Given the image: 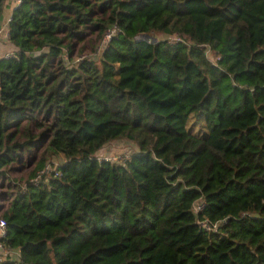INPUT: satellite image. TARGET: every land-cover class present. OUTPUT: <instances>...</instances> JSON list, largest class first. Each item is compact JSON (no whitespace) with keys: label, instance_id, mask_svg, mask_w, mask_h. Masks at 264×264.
Segmentation results:
<instances>
[{"label":"trees","instance_id":"16d2710c","mask_svg":"<svg viewBox=\"0 0 264 264\" xmlns=\"http://www.w3.org/2000/svg\"><path fill=\"white\" fill-rule=\"evenodd\" d=\"M8 39L0 264H264V0H22Z\"/></svg>","mask_w":264,"mask_h":264},{"label":"rangeland","instance_id":"374dc122","mask_svg":"<svg viewBox=\"0 0 264 264\" xmlns=\"http://www.w3.org/2000/svg\"><path fill=\"white\" fill-rule=\"evenodd\" d=\"M143 37V36H142ZM161 39H177V36H158ZM147 39L154 40L155 37L148 36ZM96 44V43H94ZM101 45L99 46V48ZM84 54L97 56L95 52H92L90 43L86 47ZM208 56L213 59V54L209 51ZM140 151V147L137 142L128 139H118L107 145L103 149L97 152V156L102 159H110L113 161H123L126 157H129L132 153ZM40 157V151L35 152L32 155H23L22 161L15 162L11 165V168L7 171L0 167V205H8V200H4L2 195L8 194L14 190L15 185H25L26 181L32 177V172L37 170V162ZM33 159V160H32ZM29 160H32L31 162ZM63 158L55 157V163H59ZM5 170V171H4Z\"/></svg>","mask_w":264,"mask_h":264},{"label":"crops","instance_id":"0c3cea01","mask_svg":"<svg viewBox=\"0 0 264 264\" xmlns=\"http://www.w3.org/2000/svg\"><path fill=\"white\" fill-rule=\"evenodd\" d=\"M20 0H7L6 6L4 8V12L1 16V28L2 35L0 37V59L12 53L13 47L8 39V31L10 19L12 17L13 12L20 4Z\"/></svg>","mask_w":264,"mask_h":264},{"label":"built area","instance_id":"2783aa9c","mask_svg":"<svg viewBox=\"0 0 264 264\" xmlns=\"http://www.w3.org/2000/svg\"><path fill=\"white\" fill-rule=\"evenodd\" d=\"M22 0L19 2L21 3ZM116 29H113L109 32L107 38H111L114 32H116ZM2 35V30H0V37ZM7 57H14L13 52L8 54ZM63 161V160H61ZM60 161V162H61ZM59 165V164H58ZM59 174V172L57 173ZM195 208L198 210L200 207L198 205L195 206ZM6 220L2 217H0V262H3L5 260H10V259H18L19 258V251L18 250H13V249H8L4 246L3 242L1 241L2 238L6 236Z\"/></svg>","mask_w":264,"mask_h":264},{"label":"water","instance_id":"95a60500","mask_svg":"<svg viewBox=\"0 0 264 264\" xmlns=\"http://www.w3.org/2000/svg\"><path fill=\"white\" fill-rule=\"evenodd\" d=\"M149 35H143V38H147Z\"/></svg>","mask_w":264,"mask_h":264}]
</instances>
